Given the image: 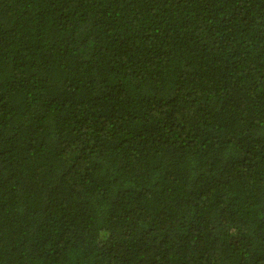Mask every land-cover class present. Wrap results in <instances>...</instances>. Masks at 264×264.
Segmentation results:
<instances>
[{
  "label": "trees",
  "instance_id": "trees-1",
  "mask_svg": "<svg viewBox=\"0 0 264 264\" xmlns=\"http://www.w3.org/2000/svg\"><path fill=\"white\" fill-rule=\"evenodd\" d=\"M0 264H264V0H0Z\"/></svg>",
  "mask_w": 264,
  "mask_h": 264
}]
</instances>
